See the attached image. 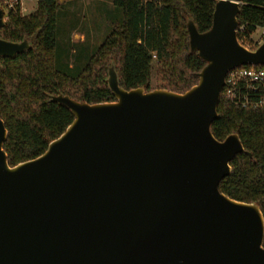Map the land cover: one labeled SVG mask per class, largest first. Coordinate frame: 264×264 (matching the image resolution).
<instances>
[{
    "label": "water",
    "instance_id": "water-1",
    "mask_svg": "<svg viewBox=\"0 0 264 264\" xmlns=\"http://www.w3.org/2000/svg\"><path fill=\"white\" fill-rule=\"evenodd\" d=\"M243 1L216 0L202 34L187 19L189 52L205 66L183 94L126 91L110 69L115 101L51 96L73 121L13 168L0 119V264H264L259 206L219 191L243 147L211 133L227 74L264 67V42L250 51L237 39ZM30 48L0 39V62Z\"/></svg>",
    "mask_w": 264,
    "mask_h": 264
},
{
    "label": "trees",
    "instance_id": "trees-1",
    "mask_svg": "<svg viewBox=\"0 0 264 264\" xmlns=\"http://www.w3.org/2000/svg\"><path fill=\"white\" fill-rule=\"evenodd\" d=\"M59 1L36 0L32 14L23 16L18 10L7 16L0 30L2 40L31 45L22 55L0 62V119L7 131L3 151L11 168L41 156L73 121L66 108L49 102L51 96L87 104L114 102L106 83L110 69L126 91L183 94L197 84V74L205 66L189 52L186 21L191 19L198 33L207 32L216 0H108L120 18L108 23L107 36L75 74L57 66ZM237 21L238 42L256 50V44L247 48L245 43L251 45L256 29L264 33V0H244ZM79 45L68 48L71 56L65 69L76 61ZM211 133L219 142L237 135L244 150L230 163L231 174L220 183V193L236 202L257 204L264 220V108L234 105L222 91Z\"/></svg>",
    "mask_w": 264,
    "mask_h": 264
},
{
    "label": "rangeland",
    "instance_id": "rangeland-1",
    "mask_svg": "<svg viewBox=\"0 0 264 264\" xmlns=\"http://www.w3.org/2000/svg\"><path fill=\"white\" fill-rule=\"evenodd\" d=\"M60 12L58 28L60 30L57 40L56 55L57 66L69 74H75L86 62L87 56L98 47L109 31L108 23L120 18L119 10L115 9L108 0H64ZM36 10V0H22L21 14L28 16ZM72 31L71 34H69ZM83 33L85 42L77 48L75 62L65 69L68 48L72 46V35ZM77 41V37H73ZM251 45L245 43L247 48L256 44L258 47L264 42L262 29H256L250 36ZM75 44V43H74ZM76 46V45H75ZM72 68V69H71ZM151 88H156L154 75L151 79Z\"/></svg>",
    "mask_w": 264,
    "mask_h": 264
},
{
    "label": "built area",
    "instance_id": "built-area-1",
    "mask_svg": "<svg viewBox=\"0 0 264 264\" xmlns=\"http://www.w3.org/2000/svg\"><path fill=\"white\" fill-rule=\"evenodd\" d=\"M0 9L7 16L22 9V0H0ZM223 96L242 108H264V69L254 66L240 67L227 74Z\"/></svg>",
    "mask_w": 264,
    "mask_h": 264
},
{
    "label": "crops",
    "instance_id": "crops-1",
    "mask_svg": "<svg viewBox=\"0 0 264 264\" xmlns=\"http://www.w3.org/2000/svg\"><path fill=\"white\" fill-rule=\"evenodd\" d=\"M97 1V0H96ZM64 0H60L59 3H61L62 5L64 4ZM83 33H74L72 35V42L75 44H80V43H84L85 42V37L82 35ZM77 37V41L74 40L73 37Z\"/></svg>",
    "mask_w": 264,
    "mask_h": 264
}]
</instances>
